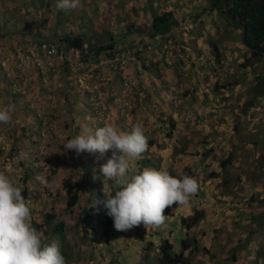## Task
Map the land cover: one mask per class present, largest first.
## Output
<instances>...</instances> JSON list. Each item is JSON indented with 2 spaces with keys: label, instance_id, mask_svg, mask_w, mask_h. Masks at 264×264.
I'll return each mask as SVG.
<instances>
[{
  "label": "rangeland",
  "instance_id": "obj_1",
  "mask_svg": "<svg viewBox=\"0 0 264 264\" xmlns=\"http://www.w3.org/2000/svg\"><path fill=\"white\" fill-rule=\"evenodd\" d=\"M55 5L54 0H0V58L6 60L5 67L15 70L14 51L38 50L41 40L82 33L94 34L99 41L109 36L117 41L128 23L144 28L150 14L162 11H172L179 24L153 41L141 36L147 44L144 50L137 38L132 41L134 35L126 36L127 44L141 49V59L135 56L116 73L95 63L64 71L55 62L45 77L28 68L17 91L14 77L4 78L0 67V108H9L11 116L7 125L0 123V161L16 162L5 174L22 188L25 199L32 200L34 219L49 212L54 219L77 226L90 191H96L97 186L87 181L94 176L104 200L109 192L115 195V182L105 181L99 171L111 150L103 158L87 152L77 156L64 149L67 140L85 125L113 124L130 131L141 123L154 144L136 161L137 169L140 165L167 170L176 178L187 174L198 181L199 191L189 206L166 209L167 220L158 229L143 225L114 229L119 235L109 234V247L99 232L89 245H95L98 253L91 254L88 264H101L100 260L110 264L111 259L134 264L140 246L131 240L133 234L143 238L141 244L152 234L196 239L195 250L190 244L191 251L184 254L190 264H225L230 255L235 259L231 264H264V92L259 96L253 89L256 77L263 74L264 60L250 56L239 43L240 31L228 24L224 14L210 10L207 0H79L76 9L67 11H58ZM96 102L103 104L104 115L94 110ZM170 117L174 130L167 140L157 134L158 118L166 125ZM227 156L228 164L220 169ZM38 175L45 176L49 186H42ZM65 179L79 184L72 217L64 211L61 181ZM106 182L111 183L109 190L103 188ZM93 204L100 213L107 211L104 205ZM195 211L202 217L187 231L180 226V217L187 219ZM105 228L99 221L98 230ZM87 249L81 246L85 255Z\"/></svg>",
  "mask_w": 264,
  "mask_h": 264
},
{
  "label": "clouds",
  "instance_id": "obj_2",
  "mask_svg": "<svg viewBox=\"0 0 264 264\" xmlns=\"http://www.w3.org/2000/svg\"><path fill=\"white\" fill-rule=\"evenodd\" d=\"M78 5L79 0H56L55 6L58 11H67L76 9ZM55 41L58 43V40ZM14 52L15 57L17 52L24 51L17 49ZM13 60L15 70L5 67L6 60L2 58L0 67L4 70V78L14 77L12 83L18 91L19 83H23L20 82L22 76L19 72L22 75L28 68L17 69L15 58ZM30 69L40 77L51 73L41 76L38 69ZM14 71H18V78L9 74ZM10 121V109L0 108V123L7 125ZM63 147L73 150L77 156L87 152L98 153L99 158L111 150V156L99 171L105 181L115 182V195L112 196L110 192L105 195L104 207L107 215L113 219L116 231H128L141 225L144 228H160L167 220L165 210L173 205L189 206L191 198L200 188L198 181L187 174L176 178L167 170L144 168L138 171L136 161L149 148L148 137L141 123L134 124L130 131H121L113 124L96 128L85 125ZM15 163L10 159L0 161V264H67L59 243H45L43 234L33 227L32 200L25 199L21 195L22 188L7 175ZM36 180L42 186H49V181L43 175H38Z\"/></svg>",
  "mask_w": 264,
  "mask_h": 264
},
{
  "label": "trees",
  "instance_id": "obj_3",
  "mask_svg": "<svg viewBox=\"0 0 264 264\" xmlns=\"http://www.w3.org/2000/svg\"><path fill=\"white\" fill-rule=\"evenodd\" d=\"M207 1L210 4V10L216 9L224 14L228 24L240 31L239 43L243 48L249 51L250 56L256 60H264V0ZM178 24L179 21L174 17L172 11H162L159 14H150L148 24L144 28L135 27L132 23H128L126 25V31L123 32L122 39L117 41L112 40L111 36H109L106 41H99L94 34L91 37L86 34L77 33L59 37L58 43L65 49L70 47L79 49L80 59L85 64L97 62L98 57L101 55L111 56L117 51L116 48L118 46L125 45V48L123 49L134 50L133 54L127 59L128 64V62L133 60L135 56L137 59H141V49L144 50L145 46H147L142 37H145L146 35L148 41H153L159 36L172 32L173 28L178 26ZM132 35H134L132 41L137 38L136 42L141 45L142 48L140 50L135 49L134 45L126 43V36ZM212 50L216 52V46L214 44ZM142 66L147 70L143 62ZM149 73L151 72L149 71ZM255 83L256 84L253 87L254 91L259 96H262L261 93L264 92V71L262 75L256 77ZM172 95L173 94L170 92L171 97H173ZM250 104L251 103H248V105ZM161 116L162 115L160 114L159 117ZM158 119L160 125L157 128V134H161L167 140L170 139L171 133L174 130V120L171 117L168 118L166 122L167 124L165 125L160 118ZM152 132H155V129H152ZM148 143L149 145H152L154 144V140L150 139ZM201 158H204V155H201ZM228 158L229 156L220 161V169H223L226 164H228ZM144 164H149L148 160L144 161ZM138 170L142 171L143 167L139 165ZM216 175L218 174H209V176L214 178L217 177ZM25 176L29 178V175L25 174ZM24 180L26 181V179ZM87 181L89 184L91 182L94 186H97V188L95 189V192L92 190L90 191L92 196H88L89 201L86 200L81 212H79L80 215H77L81 218L77 220V226L70 227L65 223H62V221L54 219L53 215L49 212L40 215L38 217L39 219H34L33 217V227L43 234L45 243H51L52 241H57L59 243L61 253L65 256L67 264H88V261H93L90 256L91 254L95 255L98 251L95 250V245H93L92 248H90L89 245L90 243H93L99 232L104 236V244L107 247H109V234L113 236L119 235L114 232L113 220L107 215V211L100 213L98 207L93 204L95 201L98 205H104L105 200L100 193L101 185L91 178H88ZM103 188L109 190L111 188V183L106 182V187L103 186ZM61 189L65 195L64 211L69 217H72L73 208L78 201L77 193L79 191V185L70 179H65L61 181ZM95 207L98 209V212L95 210ZM97 213L99 214L96 216ZM100 214H102V216L98 219ZM201 217L202 213L200 211H195L194 214L187 219L180 217V226H185L188 231L199 223ZM101 220L104 225H106V230H98V222ZM77 227L78 229H76ZM77 232L80 233L79 237L74 235ZM68 233H71L72 235H67ZM148 236L150 238H156L155 241L152 242L149 238L148 241L141 244L143 242L142 237H137V239L136 234L131 236V240L135 238L137 244L140 246V255L134 264H190L188 258L185 257L184 254L185 252L189 253L191 250H195L196 239H191V241L188 242V235H183V237L181 235L180 238L175 240H172L170 235L152 234ZM82 245L88 247L87 250L89 252L86 255L81 251ZM190 246L191 250L189 251ZM234 261V256L230 255L226 259L225 264H231ZM99 262L105 264L102 263L101 260ZM109 262L110 264H117L114 259H111Z\"/></svg>",
  "mask_w": 264,
  "mask_h": 264
},
{
  "label": "built area",
  "instance_id": "obj_4",
  "mask_svg": "<svg viewBox=\"0 0 264 264\" xmlns=\"http://www.w3.org/2000/svg\"><path fill=\"white\" fill-rule=\"evenodd\" d=\"M38 50L28 52H17L15 54L16 68L23 70L25 68H36L39 74L43 76L53 71V64L59 62L69 71L80 70L87 65L80 59V51L77 48H63L56 41H39ZM39 51L42 54L39 55ZM133 49H122L111 56L101 55L98 57L95 66L107 67L113 73L123 71L127 65V59L133 54ZM41 57V58H40ZM94 110L100 116L104 115L105 108L101 102H96Z\"/></svg>",
  "mask_w": 264,
  "mask_h": 264
},
{
  "label": "crops",
  "instance_id": "obj_5",
  "mask_svg": "<svg viewBox=\"0 0 264 264\" xmlns=\"http://www.w3.org/2000/svg\"><path fill=\"white\" fill-rule=\"evenodd\" d=\"M32 49V48H31ZM27 50H30V49H22V51H24V52H26ZM1 63V62H0ZM4 72V70H2V72L1 73H3ZM36 72V71H35ZM11 76L12 75H14L16 78H18V71L17 72H15V73H9ZM19 74H20V77H21V72H19ZM36 77H39V76H36ZM22 78V77H21ZM40 78V77H39ZM5 104V103H4ZM4 106H2V108H3Z\"/></svg>",
  "mask_w": 264,
  "mask_h": 264
}]
</instances>
